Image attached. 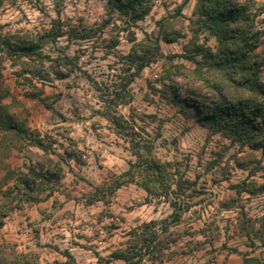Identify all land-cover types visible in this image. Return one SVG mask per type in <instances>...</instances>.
Here are the masks:
<instances>
[{
  "label": "clouds",
  "instance_id": "obj_1",
  "mask_svg": "<svg viewBox=\"0 0 264 264\" xmlns=\"http://www.w3.org/2000/svg\"><path fill=\"white\" fill-rule=\"evenodd\" d=\"M0 264H264V0H0Z\"/></svg>",
  "mask_w": 264,
  "mask_h": 264
}]
</instances>
